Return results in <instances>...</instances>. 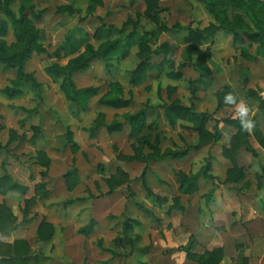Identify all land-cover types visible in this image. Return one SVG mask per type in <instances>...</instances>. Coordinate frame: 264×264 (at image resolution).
Instances as JSON below:
<instances>
[{
    "label": "rangeland",
    "instance_id": "374dc122",
    "mask_svg": "<svg viewBox=\"0 0 264 264\" xmlns=\"http://www.w3.org/2000/svg\"><path fill=\"white\" fill-rule=\"evenodd\" d=\"M102 1L97 6L90 0L11 3L16 14L22 8L41 11L42 19L33 23L41 29L40 41L48 52L34 53L26 63V72L40 86L28 82L20 96L3 92L18 73L0 64V177L9 174L28 187L26 193L0 194V203L17 216L13 235L0 240H29L33 251L43 253L40 264H161L160 253L167 242H183L191 234L190 242L194 227L214 220V212L226 217L222 208L237 210L247 203L264 214V149L252 138L256 152L243 148L237 155L243 177L228 182L227 171L233 164L222 151L237 128L221 122V139L204 144L192 123L171 122L167 111L179 102L206 112L207 127L213 131L216 121L239 116L237 105L243 102L249 109L243 120L256 116L264 134V115L256 98L264 97V37L261 42L246 36L243 42L234 40L232 30L221 28L201 0H160L166 29L144 15V0ZM220 3L229 22L234 24L239 20L236 15H241L257 28L230 0ZM65 6L68 12L58 11ZM260 16L264 27L263 10ZM0 17L7 18L3 10ZM211 24L216 29L210 34L199 42L190 41V29L205 31ZM124 25V33L134 36L125 39L119 52L108 60L96 58L72 75L78 89L94 88L96 93L82 103L68 97L63 77L46 70L51 64L66 65L85 51L86 43L81 41L76 51L57 56L67 35L75 39L86 32L87 41L98 48L106 39L119 36ZM99 27L105 30L100 39L94 37ZM146 32L151 33L147 40L152 68L132 83L131 74L147 53H141L139 45ZM4 40L8 46L15 43L12 30ZM189 45L203 51V69L195 67L198 54L189 51ZM171 72H181L182 78H172ZM228 94L235 97V104L225 102ZM113 95L129 99L130 106L111 108L100 102ZM140 111L146 113V121L134 135L129 116ZM119 122L122 130H108ZM177 150L188 154L181 159L169 154ZM208 162L211 178L204 174ZM184 176H197L196 192L181 189ZM42 220L55 226L53 238L46 242L38 241L36 234ZM91 220L96 221L94 232L81 234L80 228Z\"/></svg>",
    "mask_w": 264,
    "mask_h": 264
},
{
    "label": "trees",
    "instance_id": "16d2710c",
    "mask_svg": "<svg viewBox=\"0 0 264 264\" xmlns=\"http://www.w3.org/2000/svg\"><path fill=\"white\" fill-rule=\"evenodd\" d=\"M93 6L104 4L102 0H90ZM206 9L214 16L219 22V26L224 29L232 30L234 34V40L243 42L244 36L250 41L261 42L264 37L263 18L260 16V12L264 11V0H230L232 7L242 9L255 23L256 29L248 25L241 15H236L237 22L232 24L228 21V15L226 14V7L220 3V0H201ZM146 3V9L144 15L157 27L166 29L167 26L163 22L161 17L160 0H144ZM12 0H0V10H3L6 14V19L0 17V64L5 68H16L18 77L12 81L10 86L3 88V92L10 97H16L23 94V86L32 82L37 86H40L36 82L35 78L26 72V63L30 60L34 53L45 54L48 52L46 46L40 41L41 29L36 27L33 23V19L41 20V11L37 12L33 9L27 10L22 8L19 14H16L11 7ZM59 12H68L69 9L61 7ZM127 25H124L123 29L118 32L119 36L113 39H106L98 48L91 42H88L87 33H83L79 38H73L69 33L67 38L61 44V47L56 51L57 56L63 57L64 54L74 52L77 50V46L82 41L86 43V49L78 57L71 58L66 65L51 64L46 67L48 73L56 77H63L62 87L65 90L68 97L78 103H82L83 100H88L96 93L94 88H80L78 89L73 81L72 75L74 73L83 71L90 66V63L96 58L107 59L109 56L119 52L120 48L125 44V39L128 41L134 36L133 33H124ZM216 29L215 24H211L210 27L203 31L199 29H190L189 38L190 41L196 43L204 38L206 34H210ZM12 30L15 43L11 46L5 42L4 38ZM114 29L110 27L109 32ZM83 31H81L82 33ZM105 32L103 27H99L94 33V37L100 39ZM151 33L146 32L139 37L140 51L147 52L141 56L140 64L133 70L131 74V82L137 83L142 78L146 77V72L152 68V55L148 44V38ZM125 37V38H124ZM127 41V42H128ZM187 49L191 52L198 54L197 64L195 67L203 69L205 64L204 53L198 49L196 45H189ZM163 51V50H161ZM160 52V51H159ZM158 52V53H159ZM161 62L159 65H162ZM198 69V70H199ZM170 76L174 79L182 78L181 72H171ZM203 75V74H202ZM203 80V77H200ZM253 96H256L253 93ZM258 101V110L264 115V97L256 96ZM100 102L111 108H123L128 107L131 104L129 99H124L118 95L103 97ZM168 117L170 121L174 122L176 119H182L192 123L193 130L197 131L201 143H212L221 139L222 132L220 123L224 122L233 125L237 128V131L233 134L229 146L223 148V155L230 159L233 167L227 171L226 180L229 182H238L242 177V169L240 168L237 155L239 151L246 148L252 153H255V148L251 143L253 138L259 146L264 149V134L258 126L257 117L252 118L253 128L251 131H246L241 124L240 116L235 118L229 117L223 120L216 121L213 131H210L207 127L209 121V114L206 112H196L192 106H187L179 102L172 103L167 107ZM129 121L132 125V134L136 135L141 131L142 126L146 121V113L138 112L129 116ZM123 129V123H114L108 126V130L111 132L120 131ZM199 147V145H197ZM169 154L174 158H184L188 154V150L171 151ZM211 167V163L204 168V174L206 177L211 178L212 175L208 174V170ZM264 169V167H263ZM197 176L187 177L181 181V189L185 193H194L198 190ZM28 187L13 180L11 175L4 174L0 177V194L5 195L9 191L26 193ZM26 213V210H25ZM95 220H91L88 224L80 228V233L89 236L94 232ZM17 228V216L13 210L5 203H0V236L8 238L13 235ZM55 233V226L53 223L46 220H42L38 225L36 234L38 241L46 242L53 238ZM187 251V257L193 259L199 264H219L222 255V248H215L212 251H206L202 254L192 253L189 246L184 247ZM182 249V248H181ZM43 257V253L40 251L35 252L32 249L31 243L25 238H16L12 242H6L0 240V264H40V258Z\"/></svg>",
    "mask_w": 264,
    "mask_h": 264
},
{
    "label": "crops",
    "instance_id": "0c3cea01",
    "mask_svg": "<svg viewBox=\"0 0 264 264\" xmlns=\"http://www.w3.org/2000/svg\"><path fill=\"white\" fill-rule=\"evenodd\" d=\"M221 210L226 217L223 219L221 212H214V220L202 221L199 228L194 227L195 238L190 242L191 234L183 242H167L160 253L161 264L163 261L164 264H199L187 257L181 245L189 246L197 254L222 248L219 264H264V214L247 203L240 204L237 210L229 211L226 207Z\"/></svg>",
    "mask_w": 264,
    "mask_h": 264
},
{
    "label": "clouds",
    "instance_id": "9594fccd",
    "mask_svg": "<svg viewBox=\"0 0 264 264\" xmlns=\"http://www.w3.org/2000/svg\"><path fill=\"white\" fill-rule=\"evenodd\" d=\"M225 102L226 103H230V104H235L236 100L235 97L232 94H228L225 97ZM237 112L239 113V116L241 118L246 117L248 115L249 109L248 107L245 105V103H240L239 105H237ZM241 124L242 127L246 130V131H251L253 128V123L251 120H243L241 119Z\"/></svg>",
    "mask_w": 264,
    "mask_h": 264
}]
</instances>
